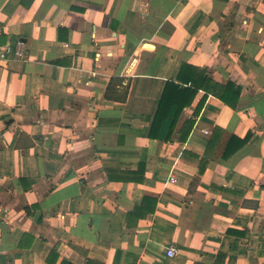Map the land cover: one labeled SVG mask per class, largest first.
<instances>
[{
	"label": "crops",
	"instance_id": "obj_1",
	"mask_svg": "<svg viewBox=\"0 0 264 264\" xmlns=\"http://www.w3.org/2000/svg\"><path fill=\"white\" fill-rule=\"evenodd\" d=\"M19 43L0 264H264V0H0V52ZM184 64L230 104L200 90L151 136Z\"/></svg>",
	"mask_w": 264,
	"mask_h": 264
},
{
	"label": "trees",
	"instance_id": "obj_2",
	"mask_svg": "<svg viewBox=\"0 0 264 264\" xmlns=\"http://www.w3.org/2000/svg\"><path fill=\"white\" fill-rule=\"evenodd\" d=\"M179 81L182 84L174 82L167 83L162 100L158 108V112L155 117L153 129L150 134L151 136H153V130H157L161 126V124L170 117L172 110L175 108L176 111L172 121L173 128V126L176 125L182 111L186 107H190L194 103L200 90H205L207 93H213L226 104H230V101L227 98V94H229V90L231 91L235 86L233 83L229 82L226 86H223L224 91L223 93H221L216 88L220 87V89H222V87L219 86L218 83H216L212 78L208 76L206 70H201L196 67L189 66L187 64H184L181 68ZM189 81L191 83V86L183 87V84L189 83ZM119 84L120 81L115 79L110 82L105 93L106 99L113 101L126 100L127 92H116V86ZM238 93H240L239 88H237V96L239 97ZM202 104L203 102L198 105L196 113L199 112ZM246 141L247 137L244 140L238 141V144L243 145Z\"/></svg>",
	"mask_w": 264,
	"mask_h": 264
},
{
	"label": "built area",
	"instance_id": "obj_3",
	"mask_svg": "<svg viewBox=\"0 0 264 264\" xmlns=\"http://www.w3.org/2000/svg\"><path fill=\"white\" fill-rule=\"evenodd\" d=\"M12 55L16 56L17 58L24 57L25 54H24V49H23V43H19L17 46V49L14 51H13L11 45H8L5 48H3V50L0 52V60L1 61L8 60V58ZM172 182L176 183L177 181L175 179H173ZM167 255L169 257L174 256L175 255V249L170 248L167 251Z\"/></svg>",
	"mask_w": 264,
	"mask_h": 264
}]
</instances>
